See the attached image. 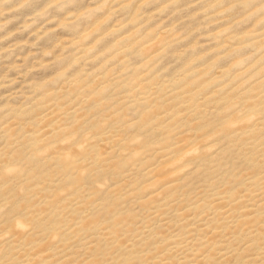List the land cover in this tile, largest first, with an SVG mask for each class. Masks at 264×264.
<instances>
[{
    "label": "rangeland",
    "instance_id": "374dc122",
    "mask_svg": "<svg viewBox=\"0 0 264 264\" xmlns=\"http://www.w3.org/2000/svg\"><path fill=\"white\" fill-rule=\"evenodd\" d=\"M0 264H264V0H0Z\"/></svg>",
    "mask_w": 264,
    "mask_h": 264
}]
</instances>
